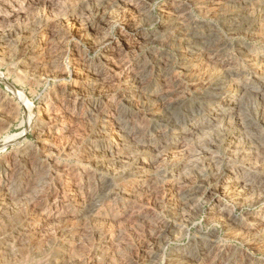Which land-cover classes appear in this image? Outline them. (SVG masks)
Here are the masks:
<instances>
[{
	"label": "rangeland",
	"instance_id": "374dc122",
	"mask_svg": "<svg viewBox=\"0 0 264 264\" xmlns=\"http://www.w3.org/2000/svg\"><path fill=\"white\" fill-rule=\"evenodd\" d=\"M10 1L0 0V17L5 16L4 7ZM14 1L20 2L19 4L22 2V0ZM247 1L250 2L249 6L257 7L264 0ZM97 2L99 3L96 4ZM224 2L225 0H58L49 7L42 1L32 3L26 15L12 21V24L6 27L7 43L0 46V75L3 77L0 78V102L3 105L1 109L3 111H0V146L5 142L4 138L22 134L24 141L33 149L31 150L33 153L30 151L33 161L28 164L31 168H26L29 176L27 181L22 183V188L30 187L38 191L34 180L40 179L36 178L40 173H36L33 165L34 161L38 162L36 157L40 153L44 157L42 173L47 175L50 186L49 194L41 200L42 205L47 209L44 217L36 216V212L30 210L32 206L27 205L25 200L17 202L19 215L16 214L22 216L29 211L35 223L32 225L36 226V233L32 241L33 248L27 249L28 246L22 244L23 249H19L22 256L16 258L17 254H20L16 251V256L13 255L15 257L11 259L12 264H20L21 260L23 262L21 264L41 262L42 264H100V262L104 264L101 259L104 255L110 257L109 264H167L168 262L171 264L168 260L172 257V252L177 247L190 245H194L196 250L205 246L209 249L220 246L222 255L213 262L204 254V261L201 256L198 263L190 260L186 264H264V225L254 221L256 218H253L255 215L257 219L264 217V104L262 102L264 89L259 91L261 94L258 96L247 94L246 97V94L242 95L243 92L239 93L238 96L242 97V105L227 116L229 120L225 118L217 126L205 128V132H188L183 139L180 134V130L190 127V124L210 114L220 100L232 94V88L234 90V87L243 80H253L256 85L261 82L259 80L264 81V69L261 66L253 65L257 75L249 68L248 62L240 59L245 48L261 47L264 43L261 33L253 38L246 30L247 26L240 32L234 31L236 16L238 21L246 20L245 3L226 1L224 4ZM88 22L95 25L98 32L102 30L100 34H107L106 36L117 42L121 50L115 53L116 55H112L102 47L89 49L83 37ZM135 26H140V35L135 34ZM93 36L97 41L100 39L95 33ZM31 43L40 45L46 55L48 63L42 72L19 70L13 63L15 57ZM214 51L229 55L233 66L213 65L209 67L208 72L201 69L199 66L201 59L203 60L207 53ZM193 64L196 65L187 73L186 68L192 67ZM93 66L100 67L99 70L105 74L107 80L105 87L97 91L98 93H92L85 87V81L87 83L90 80L86 74L87 69ZM60 67L64 69L61 75L57 73ZM141 69L143 73L140 76V83L134 84L133 77ZM132 70L135 72L133 73ZM13 90L20 92L27 104L21 103ZM164 102L174 103L172 107H168ZM96 103H100V107L104 108L106 113L104 119L102 116L94 118L85 116L87 108ZM44 104L54 107L58 114V116L51 115L50 120H53L57 129L49 133L45 141L40 140L36 132L30 129ZM237 113L242 115L238 116L242 118L241 122L237 121ZM96 119H99L98 122ZM118 119L131 129V137L134 138L119 147L118 155H122L123 160L127 161V168L130 166L122 182L115 181L111 173L100 168L96 160L98 161L103 155L94 149L95 145L99 144L100 136L108 132L107 129L115 130ZM135 141H138L139 145ZM23 145L22 142L0 148V159L6 158L10 153V155L16 153ZM250 151L252 156L245 155ZM133 156H141L140 158H145L150 163L140 167V163L133 162ZM217 173L218 176L214 177ZM236 174L238 175L236 179L253 181L255 187L252 192L256 202L251 196L242 201L234 200L226 190L222 191V188L220 191L223 195H220L218 200H214L207 193L211 188L220 185L224 179L230 180L231 177L233 179ZM101 177H104L112 190L109 201L103 202L105 198L97 195L95 202L102 207L107 203L115 208L119 205L125 206L130 213L138 210L139 216H129L130 213H127L128 215L120 220L111 222L90 216L71 219L72 217L66 215L67 211H73L81 201L88 199L83 191L85 183L90 182L89 179L98 181ZM170 184H176L181 189L188 190L190 194L188 192L176 201L170 200L167 195ZM30 189H26L30 193L27 192V196L34 197L33 194L37 192H31ZM125 193L133 194L129 197L125 196ZM99 197L101 201L98 200ZM77 199L81 200L78 202ZM93 202L92 200L90 205ZM213 206H225V212L210 217L208 212ZM229 209L240 220L254 222L253 229L243 232L242 237L231 231L232 223L229 222L227 211ZM21 213L23 214L20 215ZM55 213L57 216H54ZM177 213H182L183 220L178 222ZM7 215L4 219H8ZM168 220L178 222L177 229L169 230L172 231L171 234L163 230L165 228L163 224ZM2 228L1 226L0 231ZM98 230L107 232L112 237L111 245L106 246L104 253L96 249ZM231 233L235 236H231ZM155 234H160V240ZM2 236L1 234L0 264L4 263V259H8L5 256L1 257L3 255L1 253L4 251L7 254L9 252L15 254V251L12 253L11 250L16 247L14 241L8 242L9 247L6 246L8 239ZM62 252L65 255L63 261L60 259ZM21 257H28L29 260L24 263Z\"/></svg>",
	"mask_w": 264,
	"mask_h": 264
},
{
	"label": "bare ground",
	"instance_id": "6f19581e",
	"mask_svg": "<svg viewBox=\"0 0 264 264\" xmlns=\"http://www.w3.org/2000/svg\"><path fill=\"white\" fill-rule=\"evenodd\" d=\"M46 2V4L50 7L51 5L53 6V2L54 1H58V0H22L21 4L19 3H16V1L14 0H11L10 3L8 5H6L4 8H5V11H6V14L5 16L3 17H0V46H3L2 44H5L7 43L6 39V31H7V26H10V24H12V21H15L17 19H19L21 16H24L27 14L28 10L30 9V6L32 3L34 2ZM218 1V0H217ZM232 2V1H241L243 3H245V16H246V20H236L237 19V16L236 18H234L235 20V24L233 25V29L234 31L237 30L240 32V30L244 27L245 29V26L246 27V30L249 31L250 33V36L251 37H255L258 35V33L260 34L261 33V37L262 39H264V1H262L259 6L257 7H252V6H249L250 5V2L247 1V0H225V2ZM252 1V0H251ZM224 2V4H225ZM257 2V1H256ZM99 2H97L96 4H98ZM234 3V2H233ZM213 4V3H212ZM223 4V5H224ZM256 4V3H255ZM46 5V6H47ZM215 5V4H214ZM231 5V4H230ZM33 6V5H32ZM97 7V5H95ZM255 6V5H254ZM239 7V6H238ZM32 8V7H31ZM102 8V7H101ZM227 9V8H226ZM229 9V8H228ZM218 10V9H217ZM216 10V11H217ZM232 10V9H230ZM229 10V11H230ZM226 11V10H225ZM219 12V11H218ZM3 13V12H2ZM168 16V15H167ZM244 16V17H245ZM103 17V16H102ZM101 17V18H102ZM106 17V16H105ZM235 17V15H234ZM168 18V17H167ZM165 18V19H167ZM174 18V17H173ZM232 19V17H231ZM230 21V20H229ZM77 22V21H75ZM94 22V21H93ZM103 22V21H102ZM169 22V21H168ZM175 22V21H174ZM233 22V21H232ZM105 23V22H104ZM103 23V24H104ZM107 24V23H106ZM14 25V24H13ZM11 25V26H13ZM132 26V25H131ZM87 30L84 31V43L85 45H87L89 47V49H95L96 47H102L106 52L114 55L115 53H118L119 50V47H118V44L117 42H115L112 38L106 36V35H102L100 34V30L99 32L97 31L95 25L91 24V23H87L86 26ZM133 27V26H132ZM136 27V26H135ZM134 27V28H135ZM138 27V28H137ZM134 30H135V34H138L140 35V31H141V28H139L140 26H137ZM163 27V26H162ZM130 30V29H129ZM104 32V30H103ZM102 32V33H103ZM97 34V36H100V39L97 41L94 39V36L93 34ZM106 33V32H105ZM104 33V34H105ZM120 35V34H119ZM122 35V34H121ZM144 35V34H143ZM214 35V34H213ZM249 35V34H248ZM145 36V35H144ZM114 37V36H112ZM146 37V36H145ZM197 37V36H196ZM202 37V36H201ZM207 37V36H206ZM215 37V36H214ZM248 37V36H247ZM250 37V39H252ZM258 37V36H257ZM144 38V37H143ZM156 38V37H155ZM154 38V39H155ZM204 38V36H203ZM119 40V38H117ZM130 39V38H129ZM149 39V38H148ZM199 39V38H198ZM257 39V38H256ZM143 40V39H142ZM160 40V39H159ZM218 40V39H217ZM213 41V40H212ZM216 41V40H215ZM264 41V40H263ZM192 42V41H191ZM201 42V41H200ZM125 43V42H124ZM123 43V44H124ZM127 44V43H126ZM218 44V43H217ZM131 45V43H130ZM134 45V44H133ZM138 45V44H137ZM136 45V46H137ZM209 45V44H208ZM263 45V46H262ZM261 45V47H251V48H248L243 52V55H241V58L243 61H246L248 62V66L249 68L252 70V72L254 71L253 69V65L255 64H258L259 66L262 67V69H264V43ZM128 46V45H127ZM126 46V47H127ZM212 46V45H211ZM206 47V46H205ZM204 47V48H205ZM210 47V46H209ZM214 47V46H213ZM203 48V49H204ZM212 49V48H211ZM126 50V49H125ZM206 50V49H204ZM243 50V49H242ZM128 51V50H127ZM104 52V51H103ZM124 52V51H123ZM129 52V51H128ZM201 53V52H200ZM121 54V53H120ZM226 54V53H225ZM229 54V53H228ZM116 55V54H115ZM195 56V55H194ZM109 57V56H108ZM118 57V56H117ZM243 57V58H242ZM106 58V57H105ZM111 59V58H109ZM138 59V58H137ZM143 59V58H142ZM107 60V59H106ZM133 60V59H132ZM108 61V60H107ZM115 61V60H114ZM141 61V60H140ZM196 61V60H194ZM112 62V61H111ZM15 63V66L16 68H18L19 70H32V71H39V72H42L44 71L45 67L47 66V59H46V55L44 54V51L42 50V48L40 47V45L38 44H34V43H31L29 45H27L21 52L20 54L15 57V61L13 62ZM12 63V64H13ZM136 63V62H135ZM190 63V62H189ZM98 64V63H97ZM96 64V65H97ZM118 64V62L116 63ZM139 64V63H138ZM137 64V65H138ZM141 64V63H140ZM146 64V63H145ZM132 65V64H131ZM196 64H193L192 67H189V68H186V72L189 73L190 70L193 69V67L195 66ZM221 66V65H227L228 66H233V62L231 61L229 55H222L221 52H217V51H214L213 53H207V55H205V58H203V60L201 59V62L199 64L200 68L203 69L205 72H208L209 70V67L211 66ZM91 66V65H90ZM141 66V65H140ZM144 66V65H143ZM138 67V66H137ZM142 67V66H141ZM149 67V66H148ZM255 67V66H254ZM100 68V67H99ZM99 68H97L96 66L93 68L92 67H89L87 69V77L88 78V82L86 83L85 81V87L89 88L88 90H90L92 93H95L101 89H103L106 85V77L105 74L103 72H101L99 70ZM103 68V67H102ZM118 68V67H117ZM131 68V67H130ZM136 68V67H135ZM140 68V67H139ZM195 71H196V68H194ZM260 69V68H259ZM15 70V69H14ZM17 70V69H16ZM148 70V68L146 69ZM237 70V69H236ZM244 70V69H243ZM247 70V69H245ZM105 71V70H104ZM62 72H64V69L63 68H59L57 73H59L60 75L62 74ZM130 72V71H129ZM133 72V70H132ZM135 72V71H134ZM133 72V73H134ZM259 72V71H258ZM132 73V74H133ZM143 73V70L141 69L140 72L136 73V75L133 77L134 78V84H137V83H140V76L142 75ZM192 73V72H191ZM190 73V74H191ZM204 73V72H203ZM255 74L258 75L257 71H254ZM184 74V73H183ZM209 74V73H208ZM124 75V74H123ZM146 74H144L145 76ZM199 75V74H198ZM260 75V74H259ZM264 75V74H263ZM107 76V75H106ZM113 76V75H112ZM165 76V75H164ZM167 76V75H166ZM212 76V75H211ZM210 76V77H211ZM129 77V76H128ZM255 77V76H254ZM0 78L2 79L3 77L0 75ZM146 78V77H145ZM174 78V77H173ZM248 78V77H247ZM109 79V78H108ZM130 79V78H129ZM128 79V80H129ZM178 79V78H177ZM241 79V78H240ZM143 80V79H142ZM174 80V79H173ZM195 81V79H193ZM110 81V80H109ZM127 81V80H126ZM146 81V80H145ZM238 81V80H237ZM261 82H258V84H254L255 82L253 80H243V82H241L240 84H237L235 87H234V90L232 88V94L230 95H227L225 97H223L218 106L214 107L212 109V111L210 112V114L206 115L203 119H200L198 120L197 122L193 123V124H190L188 128H184L183 130H180L181 131V136H182V139L183 137L186 136V134L188 135V132H201V131H204L205 132V128H208L210 129V127H214V126H217L218 123H220L222 120H224L225 118H227V116L233 112L234 110L236 111L239 107H241L242 105V101H241V96H238L239 93L243 92V94H246V97H247V94H254L256 96L260 95L261 92H259L260 90L262 91L264 89V81L262 80H259ZM122 82V81H121ZM125 82V81H124ZM174 82V81H173ZM83 83V82H82ZM123 83V82H122ZM130 83V82H129ZM133 83V82H132ZM235 84V82H232ZM124 84V83H123ZM166 84V82H165ZM169 84V83H168ZM197 84V83H196ZM203 84V83H202ZM233 84V86H234ZM74 86V84H73ZM171 86V85H170ZM180 86V85H179ZM193 86V85H192ZM75 87V86H74ZM84 87V86H83ZM126 87V86H125ZM134 87V86H133ZM72 88V86H71ZM86 88V89H87ZM183 88V87H182ZM82 89V88H81ZM106 89V88H105ZM133 89V88H132ZM229 89V88H228ZM231 89V88H230ZM134 90V89H133ZM136 90V89H135ZM134 90V91H135ZM172 90V89H171ZM11 91V90H10ZM105 91V90H104ZM138 91V90H137ZM147 91V90H146ZM13 92L15 94H17V96L20 98L21 100V103H25L27 104V101L25 100L24 96L16 91V90H13ZM98 93V92H97ZM101 93V92H100ZM108 93V92H107ZM134 93V92H133ZM146 93V92H145ZM159 93V92H158ZM174 93V92H173ZM106 94V93H105ZM147 94V93H146ZM143 95V94H142ZM152 95V94H151ZM175 95V94H174ZM173 95V96H174ZM224 95V94H223ZM226 95V94H225ZM127 96V95H126ZM156 96V95H155ZM154 96V97H155ZM252 96V95H251ZM250 97V96H249ZM262 97V95H261ZM260 97V98H261ZM4 98V97H3ZM95 98V97H93ZM126 98V97H125ZM157 98V97H156ZM179 98V97H178ZM177 98V99H178ZM7 99V98H5ZM9 99V98H8ZM128 99V98H127ZM167 99V98H166ZM219 99V98H218ZM3 100V99H2ZM247 100V99H246ZM103 101V100H102ZM111 101V100H110ZM167 101V100H166ZM165 101V102H166ZM177 101V100H176ZM11 102V101H10ZM164 102V103H165ZM245 102V101H244ZM263 104H264V99L262 100ZM113 103V102H112ZM160 103V102H159ZM162 103V102H161ZM174 103V102H173ZM173 103L171 102H167V106L168 107H172ZM247 103V102H246ZM5 104V103H4ZM178 104V103H177ZM9 105V103H8ZM45 105V106H44ZM43 107L41 108V111L39 113V115H37L38 117L32 122L31 124V131H35L37 136L39 137L40 140H46L47 139V135L52 132H55L56 129V124L53 123V120H50L52 119V116H55L58 114H56V111L54 110V107H52L51 105L49 104H44ZM110 105V104H109ZM113 105V104H112ZM162 105V104H161ZM248 105V104H246ZM245 105V107H246ZM6 106V104H5ZM31 106V105H30ZM89 106V104H88ZM120 106V105H119ZM157 106V105H156ZM28 107V105H27ZM122 107V105H121ZM162 107V106H161ZM165 107V106H164ZM3 108V105H2V102H0V111H3L1 110ZM31 107H29L30 109ZM87 108V107H86ZM115 108V107H114ZM118 108V107H117ZM123 108V107H122ZM155 108V107H154ZM243 108V106H242ZM10 109V108H9ZM27 109V110H29ZM56 109V108H55ZM109 109V108H108ZM5 110V109H4ZM58 110V109H57ZM85 110V109H84ZM120 110V109H119ZM119 110L117 112H119ZM168 110V109H167ZM116 111V110H115ZM172 111V110H171ZM162 112V111H161ZM122 113V112H121ZM166 113V112H165ZM244 114H246L245 112H243ZM105 110L104 108L100 107V103H96L95 105H91L90 108H87V110L85 111V116L89 117V118H94V117H98V116H102L104 119L106 117L105 115ZM125 114V113H124ZM170 114V113H169ZM238 114V113H237ZM242 114V112H241ZM240 114V115H241ZM122 115V114H121ZM239 114L237 115V121L241 122L240 120H242V118L238 117L240 116ZM243 115V114H242ZM241 115V116H242ZM165 116V115H164ZM169 116V115H168ZM122 117V116H121ZM126 117V116H125ZM167 118V117H166ZM31 119V118H30ZM228 119V118H227ZM246 119V118H245ZM243 119V120H245ZM55 120V119H54ZM97 122L99 119H96ZM109 120V119H108ZM229 120V119H228ZM231 120V119H230ZM234 120V119H233ZM236 120V119H235ZM101 121V120H100ZM196 121V120H195ZM226 121V120H225ZM252 121V120H251ZM105 122V121H103ZM107 122V121H106ZM123 122V120H122ZM230 123V122H229ZM58 124V123H57ZM103 124V123H102ZM224 124H227V123H224ZM231 124V123H230ZM241 125V124H240ZM247 125V124H246ZM219 126V125H218ZM229 126V125H228ZM239 126V125H238ZM237 126V127H238ZM242 126V125H241ZM108 127V126H107ZM230 127V126H229ZM233 127V126H232ZM105 128V127H104ZM244 128H246L244 126ZM59 129V128H58ZM100 129V128H99ZM200 129V130H199ZM241 129V128H240ZM239 129V130H240ZM107 133L103 136H100V139H99V144H96L94 149L96 151H99L101 153V158L96 162H98V164L100 165V168L102 167L106 172H109L111 173L115 179V181H120L122 182L123 181V177L126 173V170L130 167H126V164H127V161L123 160L124 158L121 157L120 155H118V151H119V147L120 146H123L125 145V143L129 140H132L133 137H131V129L128 128L125 124L121 123V121L118 119L116 121V124H115V130H108L107 129ZM208 131V130H207ZM247 131V130H246ZM242 132H243V129H242ZM241 132V133H242ZM244 133V132H243ZM49 134V135H50ZM54 134V133H53ZM194 135V133H192ZM191 134V135H192ZM231 134V133H230ZM97 135V134H96ZM98 135H99V132H98ZM96 137H99V136H96ZM230 137V136H229ZM234 137V136H233ZM5 139V142L3 143L2 146H0V148H3L5 146H10V145H14V144H18V143H22L23 142V147L19 148V150L16 151V153H13L12 155L9 154V156H7L6 158H3V159H0V221L2 225H0V227L2 226L3 228L1 229L0 231V235L2 234L3 236L6 237V240H7V243H6V246L9 245L8 242H12L14 241V244H16L15 246V249L11 250L12 253L14 252L15 254H11L9 251V255L6 253V252H2L1 254V257L2 256H5L7 257L8 259H4V263L3 264H12L13 263V260H12V263H11V259L16 256V251L20 253V250L19 249H23L21 248L22 244L23 245H27L25 246L27 249H29L30 247V250L31 248H33L34 244H33V238H34V234L36 233L35 230H36V226L35 225H32V224H35L33 223V218H32V215L29 214V211L25 212V214L21 213L20 215L22 216H18V206L17 205V202L19 200H25V203L29 206H32V209L30 210H33L34 212H36V216L38 217H44L46 216L47 214V209L45 206L42 205V202L41 200L45 199V197L49 194V190H50V186H49V181H48V177L46 174L42 173V160H44V157L42 156V153H40L38 155L37 160L38 162H35L34 161V165H33V169L36 171V173H40L38 174L39 177L37 176L36 178H40V179H37V180H34L36 181V186H37V190L38 191H35V190H32L29 188H25L23 189L22 188V183H24L25 181H27V178H28V174L26 172V168L29 167V163L32 162V154H30V151L33 149L30 147L29 143H26L24 140L25 138L23 137L22 134H18V135H11V136H8ZM134 139V138H133ZM229 139H227L228 141ZM231 140V139H230ZM232 141V140H231ZM95 143V142H94ZM136 144L139 145V142L138 141H135ZM260 144V143H259ZM232 145V143H231ZM235 146V145H234ZM261 146V145H260ZM19 147V146H17ZM93 147V146H92ZM233 147V146H232ZM252 147V146H251ZM234 148V147H233ZM261 148V147H260ZM16 149V148H15ZM18 149V148H17ZM93 149V150H94ZM262 149V148H261ZM260 149V150H261ZM264 149V147H263ZM127 150V149H126ZM236 150V149H235ZM259 150V151H260ZM31 151V152H32ZM94 151V152H96ZM130 151V149H129ZM231 151V150H230ZM240 151V150H239ZM252 151V150H251ZM248 152V153H245V155H249V156H252V152ZM14 152V151H13ZM242 152V151H241ZM245 152V151H244ZM243 152V153H244ZM33 153V152H32ZM230 153V152H229ZM239 153V152H238ZM254 153V152H253ZM233 154V153H232ZM259 154V153H258ZM44 155H45V152H44ZM236 155V154H235ZM257 155V154H256ZM46 156V155H45ZM98 156V155H97ZM115 156V157H114ZM233 156V155H232ZM239 156V155H238ZM255 156V154H254ZM260 156V155H259ZM35 157V156H34ZM43 157V159H42ZM47 157V156H46ZM50 157V156H49ZM100 157V156H99ZM127 158V156H125ZM129 157V156H128ZM141 157V156H140ZM139 156H133V162L134 163H137V164H141L140 167L150 163V162H147V160L145 158H140ZM234 157V156H233ZM130 158V157H129ZM251 158V157H250ZM49 159V158H48ZM47 159V160H48ZM210 159V158H209ZM252 159V158H251ZM50 160V159H49ZM48 160V161H49ZM128 160V158H127ZM217 160V159H215ZM254 160V159H253ZM129 161V160H128ZM209 162V161H208ZM251 162V161H250ZM253 162V161H252ZM46 163V162H45ZM44 164V163H43ZM215 164V163H214ZM213 164V165H214ZM152 165V164H151ZM150 165V166H151ZM224 165V164H223ZM45 166V165H44ZM149 166V165H147ZM215 166V165H214ZM133 167V166H132ZM137 167V166H136ZM218 167V166H217ZM230 167V166H229ZM31 168V167H29ZM212 168V167H211ZM234 168V167H233ZM45 169V168H44ZM134 169V168H132ZM131 169V170H132ZM142 169V168H141ZM215 169V168H214ZM251 169V168H250ZM28 170V169H27ZM135 170V169H134ZM202 170V169H201ZM31 171V170H30ZM33 171V170H32ZM142 171V170H141ZM233 171V170H232ZM231 171V172H232ZM134 172V171H133ZM228 172V171H227ZM236 172V171H234ZM239 172V171H238ZM241 172V171H240ZM32 173V172H30ZM216 173V172H215ZM33 174V173H32ZM110 174V175H111ZM129 173H127L128 175ZM212 174V173H211ZM230 174V173H229ZM228 174V175H229ZM239 174V173H238ZM251 174V173H250ZM35 175V174H34ZM33 175V176H34ZM103 175V174H102ZM111 175V176H112ZM131 175V174H129ZM141 175V174H140ZM202 175V174H201ZM233 175V174H232ZM237 175V174H236ZM241 175V174H240ZM245 175V174H244ZM256 175V174H255ZM90 176V175H89ZM88 176V177H89ZM213 176V175H211ZM210 176V177H211ZM218 176V173L215 174L214 177H217ZM248 176V174H247ZM245 176V178L247 177ZM108 177V176H107ZM141 177V176H140ZM238 177L234 175L233 179L230 178V180H228L227 178L224 179L222 181V183H220V185L218 184L217 186L211 188L210 190H208V194L215 200L217 199L218 200V197L221 195V191L220 189L223 191V190H226L228 192V194H230L234 200H238V201H242V199H246L248 198L249 196H251L254 200V192L253 191V181H249V180H246V179H236ZM240 177V176H239ZM249 177V176H248ZM33 178V177H32ZM90 178V177H89ZM92 178V177H91ZM96 178V177H95ZM151 178V177H150ZM213 178V177H212ZM30 179V178H29ZM88 179V178H87ZM94 179V178H93ZM99 179V178H98ZM106 179V178H105ZM109 179V178H108ZM107 179V180H108ZM174 179V178H173ZM211 179V178H210ZM214 179V178H213ZM249 179V178H248ZM90 182L88 181L87 183H85V187H83V191L85 192L86 194V197L88 198L86 201H81L77 207L75 209H73V211L69 210L66 212V215L72 217L71 219H83L85 218L86 216H90L91 218H96V219H99V220H103V221H111V222H116L118 220H120L121 218H123L127 213H130L127 212L128 208H125V206H121L119 205V207L115 208L112 206V204L110 203H107L104 207L98 205L96 202H95V199L98 198L97 195H101L103 196L105 199L103 200L106 201L108 200L109 198V195L111 193V186L109 187V184L105 182L104 180V177H101L98 181H91V179H89ZM151 180V179H150ZM149 180V181H150ZM32 181V180H31ZM86 181V179H85ZM110 181V180H109ZM142 181V180H141ZM155 181V180H154ZM172 181V180H170ZM179 181V180H178ZM177 181V182H178ZM220 181V180H219ZM256 181V180H255ZM259 181V180H258ZM143 182V181H142ZM153 182V181H152ZM211 182V180H210ZM221 182V181H220ZM129 183V182H128ZM148 183V182H147ZM150 183V182H149ZM31 184V182L29 183ZM34 184V183H33ZM84 184V183H83ZM141 184V183H140ZM255 184V183H254ZM257 184V183H256ZM259 184V183H258ZM24 185V184H23ZM169 185V184H168ZM171 185V184H170ZM179 185V183H178ZM28 186V185H27ZM34 186V187H36ZM128 186V185H126ZM147 186V185H145ZM33 187V188H34ZM135 187V186H134ZM138 187V185H137ZM183 187V186H182ZM264 187V186H263ZM119 188V187H118ZM117 188V189H118ZM127 188V187H125ZM167 188V187H166ZM26 189H30L31 192H37L36 194L34 193L33 195H35L34 197H29L27 196V190ZM123 189H124V186H123ZM130 189V188H129ZM140 189V188H139ZM142 189V187H141ZM140 189V190H141ZM147 189V188H145ZM188 189V188H187ZM258 190V188H256ZM122 190V189H120ZM132 190V188H131ZM136 190V189H135ZM138 190V189H137ZM139 190V191H140ZM144 190V188H143ZM190 190V189H189ZM261 190V189H260ZM79 191V190H78ZM115 191V190H114ZM134 191V190H132ZM138 191V192H139ZM262 191V190H261ZM77 192V191H76ZM113 192V191H112ZM121 192V191H120ZM188 190H185V189H181L180 187H178L176 184H172L168 190H167V195L169 196L170 200L173 199V200H178L183 196L187 195L188 194ZM199 192V191H198ZM206 192V191H205ZM79 193V192H78ZM77 193V194H78ZM122 193V192H121ZM124 193V192H123ZM251 193V195H250ZM28 194H30L28 192ZM53 194V193H52ZM133 194V193H132ZM132 194H128V193H125V196H132ZM139 194V193H137ZM190 194V192H189ZM192 194V193H191ZM196 194V193H195ZM202 194V193H201ZM199 194V195H201ZM261 194V193H260ZM54 195V194H53ZM59 195V193H58ZM57 195V196H58ZM84 195V193H83ZM112 195V194H111ZM223 195V193H222ZM221 195V196H222ZM256 195V193H255ZM258 195V194H257ZM51 196V195H50ZM62 196V195H61ZM115 195H113V198H114ZM135 197H138V195H134ZM225 196V195H224ZM112 197V196H111ZM133 197V198H135ZM192 197V196H191ZM208 197V196H207ZM250 197V198H251ZM62 198V197H61ZM64 198V197H63ZM78 198V197H76ZM101 197H99V201H101L100 199ZM113 198H112V201H113ZM132 198V199H133ZM232 198V199H233ZM258 198V196H257ZM264 198V197H263ZM39 201H38V200ZM115 199V198H114ZM131 199V200H132ZM205 199V198H204ZM207 199V198H206ZM224 199V198H223ZM259 199V198H258ZM37 200V201H35ZM52 200V199H51ZM59 200V199H58ZM57 200V201H58ZM78 202L81 200L77 199ZM76 200V201H77ZM84 200V199H83ZM94 201L91 205H90V202L91 201ZM97 200V201H98ZM118 200V199H117ZM136 200H138V198H136ZM256 200V199H255ZM254 200V202H256ZM49 201V200H48ZM60 201V200H59ZM64 201V200H63ZM98 201V202H99ZM109 201V200H108ZM122 201V200H121ZM140 201V200H139ZM209 201V200H208ZM222 201V200H221ZM21 202V201H19ZM35 202H37L36 204H34ZM143 202V201H142ZM183 202V201H182ZM194 202V201H193ZM229 202V201H228ZM23 203V202H22ZM55 203V202H53ZM58 203V202H56ZM121 202L119 201V204ZM185 203V202H184ZM182 203V204H184ZM223 203V202H222ZM67 204V203H66ZM75 204V203H74ZM104 204V203H103ZM215 204V203H214ZM233 204V202H232ZM236 204V203H234ZM238 204V202H237ZM26 205V206H27ZM57 205V204H56ZM76 205V204H75ZM129 205V203H128ZM136 205V204H135ZM185 205V204H184ZM183 205V206H184ZM195 205V204H194ZM220 205V204H218ZM217 205V206H218ZM55 206V204H54ZM215 207L213 206V208L208 212V216H214L215 214H220L222 211L223 213L225 212V209L224 207ZM232 206V205H231ZM74 207V206H72ZM138 207V206H137ZM192 207V206H191ZM194 207V206H193ZM66 208V207H65ZM135 208V207H134ZM177 208V207H176ZM50 209V208H49ZM181 209V208H180ZM233 209V208H232ZM28 210V209H27ZM56 210V209H55ZM130 210V209H129ZM178 210V209H177ZM228 211V219H229V222L231 221L232 223V226L230 227V230L231 231H235V233L237 235H242L243 232L245 231H248L250 229H253V223L254 222H246L245 220H240L239 218H237L233 213L234 212H231V210H227ZM58 212V211H57ZM18 215H17V214ZM61 213V212H60ZM59 213V214H60ZM133 213V214H132ZM129 214V216H139L140 214V211L136 210L135 212H132ZM8 214L6 217L8 219H4V216ZM148 214V213H147ZM178 214V213H177ZM176 214V215H177ZM182 213L178 214L177 219H178V222L179 220L181 221V219L183 220V216L181 215ZM227 214V213H226ZM17 215V217H16ZM51 215V214H50ZM62 215V214H61ZM128 215V214H127ZM142 215V214H141ZM223 215V214H222ZM259 215V214H258ZM54 216H57L56 213L54 214ZM52 216V217H54ZM60 216V215H59ZM58 216V217H59ZM182 216V217H181ZM219 216V215H217ZM61 217V216H60ZM143 217V216H142ZM153 217V215H152ZM49 218V217H48ZM56 219H58L57 217H55ZM140 218V217H139ZM252 218V217H251ZM253 218H256L254 219V221L256 220L258 223L264 225L263 223V218H259L257 219V215H255ZM46 219V217L44 218ZM150 219V218H149ZM148 219V220H149ZM153 219V218H152ZM156 219V217L154 218ZM187 219V218H186ZM184 218V220H186ZM242 219V218H241ZM3 220V222H2ZM36 220V219H35ZM41 220V219H40ZM224 220V219H223ZM155 221V220H153ZM152 221V222H153ZM159 222V221H158ZM178 222L176 220H173V221H166L163 225L165 228H163V230L165 229L166 231L170 232L169 230H172V229H177V225H178ZM183 222V221H182ZM39 223V222H38ZM157 223V222H156ZM160 223V222H159ZM158 223V225H160ZM5 227H4V225ZM181 224V223H180ZM230 225V224H229ZM162 226V225H161ZM74 227V226H73ZM163 227V226H162ZM179 227V226H178ZM181 227V226H180ZM179 227V228H180ZM227 227V226H226ZM262 227V226H261ZM178 228V229H179ZM255 229V228H254ZM70 230V228L68 229ZM183 230V229H181ZM73 231V229H72ZM165 231V232H166ZM174 231V230H173ZM180 231V230H179ZM74 232V231H73ZM160 231H158L159 233ZM172 232V231H171ZM170 232V234H171ZM176 232V230L174 231ZM173 232V235L175 234ZM226 232V231H225ZM249 232V231H248ZM253 232V231H252ZM68 233V232H67ZM71 233V232H70ZM157 233V232H156ZM234 233V232H232ZM231 233V236H235V235H232ZM234 233V234H235ZM247 233V232H246ZM169 234V233H168ZM178 234V233H177ZM72 235H74L72 233ZM156 235V234H155ZM162 235V234H161ZM229 235V234H228ZM2 236V237H3ZM69 236V235H68ZM176 236V235H175ZM174 236V237H175ZM36 237V235H35ZM156 237H160V234L156 235ZM242 237V236H241ZM260 237V236H259ZM97 238H98V241H97V251L98 252H102L104 253V249L106 248V246H108L109 244L111 245V235L107 232H104L102 230H98L97 231ZM214 238V237H213ZM245 238V236H244ZM35 239V238H34ZM157 239V238H156ZM209 239V238H208ZM212 239V238H210ZM160 240V239H159ZM195 240V239H194ZM242 240V239H241ZM199 241V240H198ZM206 241V240H205ZM213 241V240H212ZM216 241V240H215ZM10 242V243H11ZM193 242V241H192ZM210 242V241H209ZM113 243V242H112ZM195 243V242H194ZM193 243V244H194ZM212 243V242H211ZM210 243V244H211ZM215 243V242H214ZM213 244V243H212ZM211 244V245H212ZM5 246V244H3ZM199 245V244H198ZM202 245V244H201ZM208 245V244H207ZM217 245V244H216ZM220 245V244H219ZM218 245V246H219ZM3 246V247H4ZM10 246V245H9ZM8 246V247H9ZM191 246V245H190ZM188 246V247H184V246H181V247H177L174 252H172V254H174V256L171 254V258L168 260L171 262V264H186L187 261H190V260H194L196 261L197 263L200 261L201 259V256L204 258V254L206 256H209L213 262L214 261H217L218 258L220 257V252L222 250V247H216V248H206L205 247H202L198 250H196L193 246ZM23 247V246H22ZM201 247V246H200ZM211 247V246H210ZM215 247V246H213ZM226 248V247H225ZM10 249V248H9ZM3 250V249H2ZM173 250V249H172ZM6 251V250H5ZM27 251V250H25ZM29 251V250H28ZM22 252V251H21ZM26 253V252H25ZM24 253V255H25ZM21 254V255H20ZM19 255L17 254L16 258L19 256H22V253H20ZM13 255H15L13 257ZM29 255V254H28ZM226 255V254H225ZM26 256H27V253H26ZM200 256V257H199ZM64 252H62L60 254V259L63 261L64 260ZM169 257V256H168ZM22 258V257H21ZM104 258V259H103ZM103 258L101 257V259L103 260V263L104 264H109V259L110 257H108L107 255H104ZM209 258V259H210ZM246 258V257H245ZM3 259V258H2ZM24 260V263H27V260H29L28 257H23L22 258ZM210 259V260H211ZM8 260V262H7ZM17 260V259H16ZM19 260V258H18ZM100 259L97 260V262H99ZM205 260V258L203 259V261ZM211 260V261H212ZM220 260V259H219ZM253 260V259H252ZM256 260V259H255ZM20 261V260H19ZM207 261V260H206ZM209 261V260H208ZM210 261V262H211ZM231 261V260H230ZM237 261V260H236ZM248 261V260H247ZM15 262V260H14ZM22 262V260H21ZM20 262V264H21ZM202 262V261H201ZM240 262V260H239ZM249 262H250V258H249ZM1 263V264H2ZM23 263V262H22ZM188 263V262H187ZM209 263V262H208ZM229 263V262H228ZM30 264V263H28ZM37 264H42L41 263H37ZM62 264H65V263H62ZM98 264V263H97ZM101 264V262H100ZM169 264V262L167 263ZM191 264V263H190ZM193 264V263H192ZM213 264V263H212ZM215 264V263H214Z\"/></svg>",
	"mask_w": 264,
	"mask_h": 264
}]
</instances>
